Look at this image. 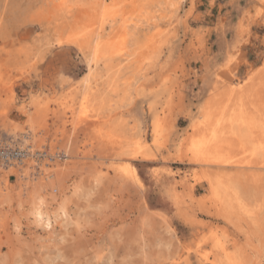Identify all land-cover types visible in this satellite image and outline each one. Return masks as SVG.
<instances>
[{"label": "rangeland", "instance_id": "1", "mask_svg": "<svg viewBox=\"0 0 264 264\" xmlns=\"http://www.w3.org/2000/svg\"><path fill=\"white\" fill-rule=\"evenodd\" d=\"M75 1L0 0V135L70 154L33 175L43 208L67 212L50 230L31 211L33 177H19L35 161L0 170V264H264V89L244 106L253 132L234 121L240 138L211 163L192 150L208 100L237 95L264 64V0H183L161 30L140 31L137 58L113 60L117 91L104 62L84 80L101 15ZM83 26L92 36L57 42ZM137 139L148 154L117 156ZM209 176L233 188L226 204Z\"/></svg>", "mask_w": 264, "mask_h": 264}, {"label": "bare ground", "instance_id": "2", "mask_svg": "<svg viewBox=\"0 0 264 264\" xmlns=\"http://www.w3.org/2000/svg\"><path fill=\"white\" fill-rule=\"evenodd\" d=\"M87 1L92 5L91 8H94V10L95 9L98 10V13L101 15V21L99 24V30L95 34L96 37L94 38V43H92L93 46L91 47L92 53L89 57V61L92 64V67H90L89 71L85 74L84 80H86L88 77L94 74L101 73L99 71L98 65L100 62H104L103 69L105 71V76L107 77V87L111 91H117V89L120 88L119 85L120 83L118 81V78H119V74L122 71L121 67H118L117 65L113 64V60L117 57L119 58V60L120 59L122 60L123 57L129 60H131L132 58H137V55L143 52V50L146 49L147 46L149 45V40H148L149 38H147L148 34H145L143 39L139 36L140 31L143 30L147 31L148 29H152L153 27H157L158 25H159L158 30H161L162 25L160 22L172 18L179 10V8L181 7V3L183 2V0H132L130 2H127V0H111V1L87 0ZM85 2L86 0H76L74 3L82 4ZM129 7H130V11L125 16H122L121 25L119 26L120 32H118L115 24L116 18L122 15L125 12V10L128 9ZM107 26L110 27L108 29L109 32L108 35L110 38L108 39L104 36L105 35L104 31L106 30ZM92 32L93 29H90L89 27H85L77 31V33L69 34V36L65 39L59 37L57 39V42L61 44L65 42V40H67L74 42L76 44V42H79L80 39L85 38V36L87 37L92 36L93 34ZM145 36L147 39H145ZM245 82L246 83L243 85V87H241L240 90L237 92V95L230 93L234 96L230 95L227 96L226 98H222L221 95L218 94V92L217 93L215 92L214 95L211 97L212 99L208 100L209 101L208 103L210 104L205 105L206 109L204 110V114L207 120L206 126L208 127L209 132L200 141L193 142L192 150L195 152V155L197 154L199 157L196 158L194 155V157L196 158V160L194 159L195 162L211 163L217 160L216 158L217 156L219 159V155L221 156V154H224L226 148L229 149V146H231L235 142L234 136L235 137L237 136L236 139L240 138L238 132L235 131L234 128L233 129L230 128V127H234L233 125L234 121H242L246 125L247 127L246 129L248 133L254 131V128L257 126L256 124L257 119L255 117V114L245 113L247 109L245 110L244 106H246L245 103L248 102L254 103L257 100H261L262 90L264 89V64L258 67L255 73L251 74L249 78H247V81ZM37 99H38L37 96H33L30 101V104H35L37 102ZM91 101L92 104H94V102H98L100 101V99L98 98V96L95 97V95H93L91 96ZM212 101L214 102L212 103ZM236 101L238 102V104H240L239 106L241 108L235 107L237 110H235L234 108L231 110L229 106L231 105L232 102H236ZM220 105L223 106L220 107ZM214 117H216L214 124L213 122L210 123V121ZM195 127H197V125H195ZM241 138L247 140L245 136H241ZM239 143H243V142L241 141ZM123 147L124 149L121 153L117 155L118 157H120L122 153L130 154L131 152L135 153L134 155L135 157L137 156L139 157L140 155L143 156L148 154L147 151H149L148 150L149 148L146 145H142L141 139H137L136 141H133V143H128L125 146L123 145ZM133 148L135 149L133 150ZM65 153H67V156L70 155L67 148L65 149ZM46 162L48 161L46 160ZM35 164H38V162L35 161ZM44 164H42L41 166H44ZM11 167L14 166H5V167L3 166L1 167L0 170L2 169L9 170ZM60 167H62V165ZM28 168L26 167L25 169L24 167L25 171H27V169L30 170V167ZM31 169H33L32 166ZM127 169L133 173L136 170L135 167L131 164L130 166L127 167ZM25 171L20 170L19 177L21 179L26 178L27 179L26 183L28 184L29 180H32L31 177H33V174H30L31 172L25 174ZM52 175H54V173L50 174V176ZM46 177L49 178V173H47ZM34 178L36 179V177H33V181L29 183L30 186H27V189L32 188L31 191L28 192V196L31 197V201H32L31 211L35 216L36 222L39 225H42L44 228H48L50 230L54 226V222H56L60 217L64 218V216L67 215V212L63 207V205H60L58 209L54 211V214L50 213L49 211L43 208L42 195L39 194V192L36 190L37 188L35 187ZM209 182L215 192L218 191L222 192L220 193L222 194L220 198L223 201L221 203H225V202L227 203L229 201L227 194H231V192L228 193L227 191L230 190L232 191L233 188L230 189L231 187H229L230 190L226 191L227 185L225 187V183L216 176L215 177L209 176ZM31 186H33L34 188ZM220 186L223 189L219 190ZM61 192L64 193L65 190H63L62 188ZM227 251H228L227 248H225L224 252H226V254H228L229 252Z\"/></svg>", "mask_w": 264, "mask_h": 264}, {"label": "built area", "instance_id": "3", "mask_svg": "<svg viewBox=\"0 0 264 264\" xmlns=\"http://www.w3.org/2000/svg\"><path fill=\"white\" fill-rule=\"evenodd\" d=\"M67 153L59 151L52 153L49 148H40L34 149L30 146H21L16 140L5 138L0 135V169L5 166H14L18 164H27L29 161L39 162L38 164L34 163V166L37 167V170H33V175L38 176L40 173L41 165L46 162L52 163L57 160L66 159ZM28 161V162H27ZM27 162V163H26ZM15 175V174H14Z\"/></svg>", "mask_w": 264, "mask_h": 264}]
</instances>
